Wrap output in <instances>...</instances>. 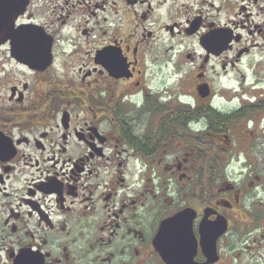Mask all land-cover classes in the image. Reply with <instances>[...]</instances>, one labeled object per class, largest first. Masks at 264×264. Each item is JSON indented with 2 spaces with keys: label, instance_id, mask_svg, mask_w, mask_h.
I'll list each match as a JSON object with an SVG mask.
<instances>
[{
  "label": "flooded vegetation",
  "instance_id": "flooded-vegetation-1",
  "mask_svg": "<svg viewBox=\"0 0 264 264\" xmlns=\"http://www.w3.org/2000/svg\"><path fill=\"white\" fill-rule=\"evenodd\" d=\"M21 1L0 264H264V0Z\"/></svg>",
  "mask_w": 264,
  "mask_h": 264
},
{
  "label": "water",
  "instance_id": "water-1",
  "mask_svg": "<svg viewBox=\"0 0 264 264\" xmlns=\"http://www.w3.org/2000/svg\"><path fill=\"white\" fill-rule=\"evenodd\" d=\"M20 1V4L22 5V1L21 0H19ZM22 9V8H21ZM21 11V10H20ZM9 13H11V12H9ZM5 18H7V15H6V17ZM6 23H7V21H6ZM9 27H10V25L7 23L6 24V32H5V34H7V37H12V36H14V34L13 33H10L9 32ZM18 34H16V36H17ZM15 40V39H14ZM172 218H175V217H172ZM163 224L161 225V230H160V232H159V234H158V239H161L162 238V235H163Z\"/></svg>",
  "mask_w": 264,
  "mask_h": 264
}]
</instances>
